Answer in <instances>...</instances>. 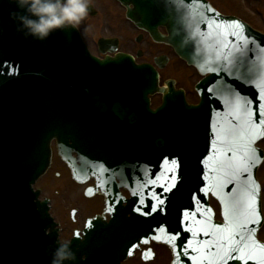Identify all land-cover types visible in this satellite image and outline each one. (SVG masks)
Here are the masks:
<instances>
[{
  "label": "water",
  "instance_id": "obj_1",
  "mask_svg": "<svg viewBox=\"0 0 264 264\" xmlns=\"http://www.w3.org/2000/svg\"><path fill=\"white\" fill-rule=\"evenodd\" d=\"M119 1L128 9V18L139 28L149 31L155 41L171 44L180 57L189 64L196 66L202 73L209 72L210 67L218 69L222 67V59L219 62L216 59L218 49L215 40L205 39L208 32L207 25L201 23L198 26L190 27L184 18L182 9L178 7L177 0ZM197 2L201 5V9L210 8L202 0H197ZM131 5L134 6L133 10H130ZM216 14L213 10L205 13L208 17L221 22L231 23L234 21ZM241 25L243 26V34H245L244 30L247 28L245 25ZM160 26L168 30L169 38L158 32ZM248 31V35L250 33L252 35V31ZM195 32L202 33V35L194 39ZM1 33H5L2 27H0V35ZM26 40L28 41L24 42V51L30 54L39 53L44 42H37L31 37ZM255 42L256 45L260 44L259 47H264L262 37H259V39L256 37ZM11 43V40L7 37L4 45L8 46V51L11 50ZM19 43L23 44L21 41ZM46 43L47 58H51V62L56 60L57 69L51 66L52 69L46 72L49 75L46 79H43V76L38 78L32 73H24L19 70L26 81L28 80V83L47 84V88L44 90L39 88L37 84L25 88L26 98L29 99V102L41 104L45 101L43 114L46 117H35L37 126L40 125L39 119L42 122L40 129L46 131V133H43L44 137L42 138L45 142L43 148H35L31 144L29 138L34 123L21 117L22 111L19 108L11 105L13 107L10 112L12 119L3 121V126L13 132V135L11 134L12 146L26 145L28 153H25L22 162L17 159L18 154L16 153L6 155L11 157V163L6 169L0 167V264H50L51 257L44 256L43 249H41L43 228L40 225L43 220H50L47 214V203L39 205V210H37L35 199L38 194H32L31 185L45 173L49 166L51 158L50 143L54 138L58 140L60 155L68 163L76 179H78L77 175H84L85 178H88L89 174L97 179L98 188H101L107 197V212L112 217L111 222L108 224L101 218L90 220L84 233L85 240L81 241V239L75 238L72 249L76 252V264H121L133 254L139 243H143L144 240L149 241V239L163 243L172 249L173 264H193L191 257L197 256V253L192 252L191 247L198 246L197 242L200 239L199 237L194 238L191 233L183 230L185 227L183 213L191 210L194 205L191 200L189 202L186 198V195L190 197L192 192L188 191L185 183L184 149L187 145L184 139H187V135L181 122L161 121L157 123L156 127L159 132L163 129L167 131V136L159 142V146L165 145L169 149L157 154L158 158L155 159L152 156L156 155V152H141L139 154L141 176L137 178L141 180L135 182L127 180V177L119 171L123 163L121 158L125 155V152H122L119 138H117L120 136L119 133H111L105 144L103 133L99 131L101 136H99V133H97L98 136H95L93 130L92 132L88 130L89 128L86 126L82 115L85 112L94 113L93 111L98 110L97 114L104 116L107 108L104 101L113 99L114 91H120L119 89L114 90L113 84L121 82L124 84L123 88L121 87L122 91L127 92L129 85L133 84L140 92H143L142 98L144 99V108H146L148 104L146 94H152L158 90V75L148 66H136L133 59L124 54H119L114 59L107 58L105 61L90 57L82 46L75 29L66 28L57 30V32L54 31L46 40ZM102 43L100 42V45ZM73 59L79 64L81 62L78 69L71 67L75 66ZM86 61L90 63L91 69L93 67L94 73L104 74L105 83H96V87H98L95 88L96 91L101 92L98 97L91 94L95 90L90 87L89 82H86L87 69L84 65ZM262 62H264L263 53L258 54L257 59L252 62V64H255L254 73L257 76L261 70ZM245 67H248V65H245ZM244 68H233L232 71L235 75L243 77ZM226 78L227 76L223 72H221L220 77H216L215 74L211 73L210 78L198 89L201 90L202 87L217 82L225 87V82L239 87L240 81ZM258 81L260 79L255 78L257 84ZM261 83L264 85V81L261 80ZM37 89L42 90L41 95H39ZM10 91L12 90L7 75L0 74V99L4 103L7 93H10ZM164 93V106L156 112L150 111L149 114L164 115L177 100L181 101V112L184 115L198 114L206 110L212 115L213 110L218 108L220 110L219 102L206 93L202 94V104L199 107L185 106L182 103L183 96L179 93ZM85 96L86 98H84ZM254 97L258 96L255 94ZM14 99L18 102L19 98L15 96ZM36 107L39 110L41 106L37 105ZM181 112L179 111V115H182ZM123 113L126 114V111ZM115 114L118 115L117 112ZM25 124H29L31 127L23 129ZM195 136L193 135L191 138L198 141V136ZM73 151L80 154L83 167H76V162L71 155ZM165 159L178 160L179 168L176 172L171 171L173 167L171 164L165 165L163 163ZM21 164L25 169L20 168L19 165ZM87 166L90 169H87ZM17 169L25 171L21 177L22 181L18 180ZM171 175L176 177V187H171L173 183L170 179ZM158 176L161 178L155 186L146 183ZM116 178L122 181L121 187H125L131 192L132 198L126 208L122 207V200L118 193L119 186L114 183ZM165 184L171 190L161 187ZM207 186H205V192H211L207 191ZM157 189L161 191L159 195ZM227 189L232 190V184H229ZM225 190L220 195L228 199L224 195ZM212 191L214 192L216 189ZM228 193L231 192L228 191ZM153 194L164 201L162 211L152 215H141V212L137 209L142 211L148 209L142 208L140 201L143 200L146 204L149 202L155 204L157 201ZM162 194L169 196L162 198ZM240 194L241 188L238 192V195ZM214 196L221 203L217 195ZM258 207L261 211L260 194ZM129 213L131 214L130 218L128 217ZM260 227H258V230ZM160 228H164L165 231H160ZM171 235H178L179 238L166 243L170 240ZM155 237H159V239ZM50 238L55 241L56 233L54 231ZM190 241L191 245L189 244ZM185 247L188 248L187 255H185ZM44 257L47 259L46 263L43 262ZM83 257L86 260H83ZM234 264H241V262L234 261ZM249 264H253V262L249 261Z\"/></svg>",
  "mask_w": 264,
  "mask_h": 264
},
{
  "label": "snow or ice",
  "instance_id": "obj_2",
  "mask_svg": "<svg viewBox=\"0 0 264 264\" xmlns=\"http://www.w3.org/2000/svg\"><path fill=\"white\" fill-rule=\"evenodd\" d=\"M177 4L182 9L190 27L201 23L206 24L208 32L205 39L216 42L218 49L216 59L218 62L222 59L223 65L219 69L210 67L208 69L210 73L220 77L223 72L227 77L241 83H251L255 78L264 81V62L261 63L258 76L252 67H248L247 77L235 75L232 71L233 68L239 69L244 68L245 65H251L257 59L258 53H264V47L256 46L254 40L249 41L243 34V26L239 22L227 23L208 17L205 13L212 9H201L197 0H177ZM201 35L202 33L195 32L193 38H199ZM18 72V68H13L10 74L16 75ZM225 83V98L221 100L220 97H216L215 99L220 100L221 104L230 105L224 113L228 127L219 130L214 128L213 155L207 158L206 167L208 163H211L212 166L208 168V171L215 175L205 177L213 181L207 186V191L216 189L213 194L221 200L224 224H212L210 216L203 221L197 219L198 215L204 216L205 212H202L200 207H196L183 213L185 224L183 230L191 233L194 238L201 235L211 237L202 243L198 241V246L191 247V251L197 253V256L191 257L193 264H229L232 260L239 261L241 264H249V261L253 264H264V244L256 239L258 227L264 226V219H262L264 213L258 207L259 185L250 174V169L256 167L261 157H264V152H260L255 147L258 141L264 143V85H257L258 97L248 99L235 91L232 84ZM208 91L211 93L212 88ZM163 163L171 164L173 173L179 168V162L176 159H165ZM245 174H248L247 180L252 183L245 185L239 196L233 197L231 193H225L224 195L228 197L225 199L220 195L229 184L238 183ZM160 178L158 176L146 183L155 186ZM170 179L173 181L171 187H176L175 175H171ZM161 187L171 190L167 184ZM153 195L157 201L155 204L140 201L142 208L148 209L147 211L137 209L141 215H152L162 211L164 201ZM194 200L199 205V198ZM206 211L211 212V209ZM160 231L165 229L160 228ZM155 238L159 239V237ZM178 238V235H171L166 243ZM147 242V240L143 241V243ZM189 244L191 245V241ZM187 253L188 248L185 247V255Z\"/></svg>",
  "mask_w": 264,
  "mask_h": 264
},
{
  "label": "rangeland",
  "instance_id": "obj_3",
  "mask_svg": "<svg viewBox=\"0 0 264 264\" xmlns=\"http://www.w3.org/2000/svg\"><path fill=\"white\" fill-rule=\"evenodd\" d=\"M110 0H104V2H109ZM243 2L244 4H242ZM239 3L241 4L240 7L238 8L239 11L242 12H253L254 13V19L258 20L259 13L264 10V0H239ZM251 4H254V6H251ZM109 5H114L111 1L109 2ZM116 9L120 10L123 14V10L119 8L116 4L114 5ZM252 7L254 8V11L250 8L247 7ZM238 11V12H239ZM104 21V15L103 13L98 16V20L96 22H93V25L91 27H86V30L90 31V34L93 36L92 38L89 37L88 43L90 46H93V42H95V38L97 39V36H102L105 35L107 32H104L105 29V24H103ZM256 26H263L264 24L262 21L255 23ZM108 31H114L113 27H107L106 28ZM126 32L124 36H118L121 40V51L124 52H132L135 51L139 48L144 50L146 52V58L145 60L150 59V53L149 49L153 46L149 41H144L140 44H138L135 40L134 37L138 34L137 31L131 29L130 27L126 28ZM169 53V51H168ZM170 59L171 63L169 66H167L163 72H162V77L163 81L168 80V79H175L178 83L179 86H184V82L186 81L185 78L183 79V76H186V73H191L192 69L188 67L182 60H180L175 54L170 53ZM193 73V72H192ZM198 78H195L192 80L193 84L197 81ZM187 83V81H186ZM189 89V87H186ZM190 88H192L190 86ZM155 104H158V98H154ZM260 148L264 150V143L259 144ZM58 158L55 157V164L52 166L50 171L43 177H41L35 184V189H40L42 190L41 194V199L44 200L45 198H48L51 200V205L53 207L51 213L55 216L56 222H58L60 225H58V229H62L61 232V240L63 242H66L70 239V237L73 234V230L76 229H82L83 224H84V219L87 215H90V213L97 211L101 209V204H102V197L97 196L94 197L93 201H98L97 203L94 202V204H98L97 208L91 211H87L86 208H81L79 205L72 204L69 205L68 202L73 199L70 198V195L68 194L69 192L74 193L76 190V195L77 198L80 195V191L78 188L74 187L68 180V189L66 186H64V183H62L64 176L68 178L67 174V169L63 168L64 164L62 163L63 166L58 167L59 160ZM57 172H59L60 175L57 176ZM259 178L262 181V184H264V167L263 170H261L259 174ZM69 190V191H68ZM81 201V198H79V202ZM90 202V201H89ZM81 205V204H80ZM75 209V215L74 219L71 218V212L70 210ZM76 219V220H75ZM260 238L264 241V228L260 234ZM130 264H133L130 263ZM161 264H169V260L166 261L165 263Z\"/></svg>",
  "mask_w": 264,
  "mask_h": 264
},
{
  "label": "clouds",
  "instance_id": "obj_4",
  "mask_svg": "<svg viewBox=\"0 0 264 264\" xmlns=\"http://www.w3.org/2000/svg\"><path fill=\"white\" fill-rule=\"evenodd\" d=\"M19 11L10 13L24 38L46 41L56 30L78 29L90 12V0H10ZM50 264H76L70 242L56 241Z\"/></svg>",
  "mask_w": 264,
  "mask_h": 264
},
{
  "label": "flooded vegetation",
  "instance_id": "obj_5",
  "mask_svg": "<svg viewBox=\"0 0 264 264\" xmlns=\"http://www.w3.org/2000/svg\"><path fill=\"white\" fill-rule=\"evenodd\" d=\"M210 2V4L216 9L218 10L222 15L225 16H236L238 18H240L242 21H244L245 23H247L249 26H251L253 29L261 32L264 34V24H262L263 26H256L255 23H258L260 21H262L264 23V10L261 11L259 13L258 16V20L254 19V13L253 12H242L239 11V7H240V3L239 0H208ZM110 2V1H109ZM109 2H104V0H90V6L92 7L91 11L89 12L88 17L81 23V25L79 26V30L81 31L83 38L85 39V41L89 40V37L92 38L93 36L90 34V31L86 30V27L88 29V27H91L93 25V22H96L98 20V16L100 15V13L104 15V21L103 24L108 25L107 27H113L116 28V31H114V33H118L122 36L123 35V31L125 29L126 32V26L122 20V16L117 12V9L114 5H109ZM242 4H244L243 2H241ZM12 5H14L12 3ZM251 6H254V4H251ZM247 7L250 8L254 11V8L252 7ZM239 11V12H238ZM91 14H94L93 16ZM131 28L134 29L133 26H130ZM117 36H114V34H111L109 36H105V38H114ZM144 36L142 35L141 38H143ZM120 41V40H119ZM151 49V55L154 54L152 61L153 62L154 59L160 55H165L160 53L159 55H156V50ZM138 51H136V55H138ZM100 56V54H99ZM102 57V56H100ZM144 58V53H142V57ZM140 58V59H141ZM140 59L138 60L139 62ZM196 75V74H195ZM194 78L193 73L192 74H188L186 76L187 81H191ZM187 94V93H186ZM189 94V97L191 98L193 96L192 91ZM195 99H197V95L195 93ZM188 102L190 104H195L196 102H198L197 100L194 99H189L188 98ZM91 208L88 206H86L87 210H93L95 204L94 202L96 201H91ZM98 202V201H97ZM96 202V203H97ZM99 204V203H98ZM97 205V204H96ZM211 205L214 208V215H215V219L218 222H223L221 219V213L219 210L218 205L211 200ZM103 206H104V201H103ZM90 208V209H88ZM103 211V210H102ZM101 211V212H102ZM91 214V213H90ZM98 214L97 212H93L91 214V216H94ZM75 215V214H74ZM74 215L71 216L72 219H74ZM88 218V217H86ZM76 220V219H75ZM62 230V229H61ZM76 230H81V229H74L73 230V234L70 237V239L68 241H70L72 239V237L74 236V233ZM66 241V242H68ZM146 254H147V258H146ZM172 259V255L171 252L164 246L155 244V243H151L150 246L148 247H144L141 248L140 250H138L134 257L132 259H130L129 261L125 262L124 264H130L133 262V264H161V263H165L166 261L169 260V264L171 262Z\"/></svg>",
  "mask_w": 264,
  "mask_h": 264
}]
</instances>
